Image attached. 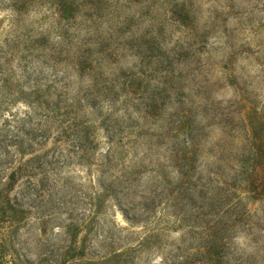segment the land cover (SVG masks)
Returning a JSON list of instances; mask_svg holds the SVG:
<instances>
[{
    "label": "rangeland",
    "instance_id": "374dc122",
    "mask_svg": "<svg viewBox=\"0 0 264 264\" xmlns=\"http://www.w3.org/2000/svg\"><path fill=\"white\" fill-rule=\"evenodd\" d=\"M0 264H264V0H0Z\"/></svg>",
    "mask_w": 264,
    "mask_h": 264
}]
</instances>
